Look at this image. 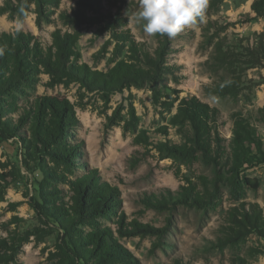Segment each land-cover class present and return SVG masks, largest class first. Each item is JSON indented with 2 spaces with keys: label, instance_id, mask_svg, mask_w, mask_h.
<instances>
[{
  "label": "trees",
  "instance_id": "16d2710c",
  "mask_svg": "<svg viewBox=\"0 0 264 264\" xmlns=\"http://www.w3.org/2000/svg\"><path fill=\"white\" fill-rule=\"evenodd\" d=\"M220 2L211 0L209 6L216 10ZM58 3V0H6L0 14L8 13L10 18L17 17L22 21L31 11V5H34L35 25L39 28L42 22L49 21L50 11L46 6L57 7ZM78 4L79 8L72 14L64 12L60 15L63 24L70 26L73 32L54 30L47 48H43L30 33L17 31L0 34V47L4 48V54L0 56L1 131L9 134L7 138L11 137L29 121V137H20L25 150L23 164L28 167L34 163L43 175V181L39 184L41 202L30 203L39 226L20 231L16 216L0 225L6 233V236L0 237V264H18L21 249L30 238L42 241L53 231L58 233L56 253L50 254L57 260L55 264H137L132 254L117 242L112 230L102 227L99 220L119 216L116 224L120 238L150 233L145 229L148 227L135 221L125 223V215L118 212L122 204L119 191L103 181L97 169H88L86 174L71 179L76 170L75 160L82 158L83 143L76 139L74 133L79 126L74 109L76 105L67 98L36 96L28 107L18 113L17 123L10 119L1 121L6 113L19 111L15 94L26 95V89L34 88L40 74L47 75L48 88L77 85L80 100L88 93H95L107 103L112 94L147 87L152 103L162 110L169 111L177 102L176 113L171 116L169 124L175 127L181 144L159 143L156 148L160 158H169L188 166L201 162L212 167L214 178L208 180L204 176L199 177L201 192L196 184L187 179V185L181 186L176 195L151 196L144 199L145 206L158 211L171 210L176 206L203 210L212 208L219 199L218 182L228 185L236 200L243 198L245 189L256 191L259 187V180L239 177V172L244 165L264 163V140L257 135L253 126L235 113L232 137L226 148L224 140L215 130L219 111L195 96L179 98V90L165 85L168 79L176 85L181 79L178 71L166 61L172 53L169 37L156 35L157 45L151 52L144 43L121 35V41L128 42L125 59L115 62L106 72L94 70L80 62L76 45L80 37L78 28L86 21L83 8L97 13L101 2L79 0ZM251 11L253 17H247L244 22L228 23L220 27V33L226 31L227 26L247 24L264 17V0H253ZM209 37L206 36L205 43L209 44ZM210 44L212 52L205 61V67L217 80L212 89H207L208 92L235 100L242 92L257 85L253 79L247 80L246 77L250 70L264 69V31L254 32L247 38L233 34L229 39L228 35H224L217 40L211 39ZM259 83L264 84V78ZM6 99H9L7 104ZM78 106L83 108L82 105ZM259 113L264 123V109H259ZM127 115L128 121L121 127L123 133L134 132L138 124L132 107H129ZM121 121L117 111L113 116H106V126H120ZM158 132L166 135L167 128L161 127ZM134 142L147 144L145 134L140 132ZM53 182L69 187L71 196L68 201L64 200ZM7 183V175L0 173V202L4 201ZM10 225H14V228L8 229ZM220 233L221 236L213 244L216 249L238 247L252 234L264 245V206L240 202L229 210ZM251 250L261 253L257 249ZM174 264L189 263L180 260ZM232 264H247V261L237 257Z\"/></svg>",
  "mask_w": 264,
  "mask_h": 264
},
{
  "label": "rangeland",
  "instance_id": "374dc122",
  "mask_svg": "<svg viewBox=\"0 0 264 264\" xmlns=\"http://www.w3.org/2000/svg\"><path fill=\"white\" fill-rule=\"evenodd\" d=\"M5 1L0 0V8ZM58 1L57 7L46 6L50 11L49 21L42 22L39 28L35 25L34 5H31V11L22 21L17 17L10 18L8 13L0 14V34L17 31L30 33L43 48H47L51 44L54 30L73 32L70 26L63 24L60 15L64 12L72 14L79 8V0ZM210 1L208 0L202 20H198L194 26L186 27L176 37L169 38L172 53L166 61L178 71L177 75L181 79L177 85L168 79L165 85L179 90V98L195 96L219 111L215 130L224 140L226 148L232 137L235 113L253 126L257 135L264 140V123L259 113V109H264V84L259 83L264 78V69L248 71L246 79H253L257 85L233 100L207 91L213 88L217 79L205 67V61L212 52L211 39L217 40L224 35L232 39L233 34L251 37L254 32L264 31V17L247 24L227 26L226 31L220 33V27L228 23L244 22L247 17H253V0H221L216 10L210 8ZM100 2L101 8L97 13L83 8L86 21L78 28L80 37L76 45L81 63L106 72L127 55L128 42H122L120 38L124 34L138 43H144L151 52L155 49L156 35H148L141 24L134 22L140 0ZM207 35L210 36L207 40L209 44L205 43ZM38 79L34 88L26 89V95L15 94L19 111L14 114L6 113L1 121L10 119L17 123L18 113L28 107L36 96H59L76 105L74 109L79 126L74 133L76 139L83 143V148L82 158L75 160L76 170L71 179L86 174L88 169H97L101 179L119 191L122 204L118 212L125 215V223L135 221L148 227L145 229L150 233L120 238L116 224L119 216H113L111 220H99L102 227L112 230L117 242L132 254L137 264H174L180 260L189 264H232L237 257L245 259L247 264H264L263 241L256 235H249L245 243L234 248L216 249L213 245L221 236L220 229L226 224L227 214L232 207L240 202L264 206V163L244 165L240 169L239 177L259 180L258 189H245L241 200L234 199L228 185L218 182L219 199H216L212 208L197 210L176 206L171 210H154L145 206L144 199L151 196L160 198L169 193L176 195L181 186L187 185V179L196 184L201 192L199 177L204 176L208 180L214 178L212 167L201 162L188 166L169 158H160L156 145L161 142L181 144L175 127L169 124L171 116L176 113L177 102L169 111L162 110L152 103L151 92L147 87L112 94L107 103L95 93H88L80 100L77 85L48 88L47 75L40 74ZM5 103H9V99ZM129 107L134 109L138 124L134 132L123 133L121 127L128 121ZM115 111L122 118L120 126H106V116H113ZM26 123L20 131L7 138L9 134L1 131L0 122V137L3 139L0 140V173L7 175L8 181L4 201L0 202V225L16 216L20 231L39 226L30 203L41 202L39 184L43 181V175L34 163H30L28 167L23 164L25 150L20 137H29V121ZM161 127L167 128L166 135L158 132ZM140 132L145 134L147 144L134 142ZM52 184L57 186L61 196L68 201L71 196L69 187L57 182ZM11 203L16 206L9 207ZM12 228L14 225L8 226V229ZM83 229L89 231L88 228ZM1 236H6V233L0 228ZM57 237L58 233L53 231L42 241L30 238L21 249L18 264H55L57 260L50 254L56 253ZM251 249H257L261 253H253Z\"/></svg>",
  "mask_w": 264,
  "mask_h": 264
},
{
  "label": "clouds",
  "instance_id": "9594fccd",
  "mask_svg": "<svg viewBox=\"0 0 264 264\" xmlns=\"http://www.w3.org/2000/svg\"><path fill=\"white\" fill-rule=\"evenodd\" d=\"M208 0H140L134 22L141 24L148 35L176 37L186 27L202 20ZM4 48L0 47V56Z\"/></svg>",
  "mask_w": 264,
  "mask_h": 264
}]
</instances>
